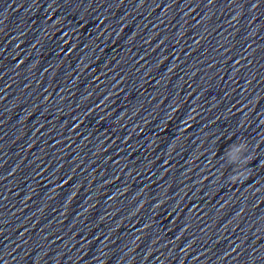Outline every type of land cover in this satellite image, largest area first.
<instances>
[{"label":"clouds","instance_id":"9594fccd","mask_svg":"<svg viewBox=\"0 0 264 264\" xmlns=\"http://www.w3.org/2000/svg\"><path fill=\"white\" fill-rule=\"evenodd\" d=\"M243 147H245V148H247L248 149V145H243ZM248 162V159H247V157H245V163H247ZM238 180H240L238 177H234L233 179H232V181L233 182H236V181H238Z\"/></svg>","mask_w":264,"mask_h":264}]
</instances>
